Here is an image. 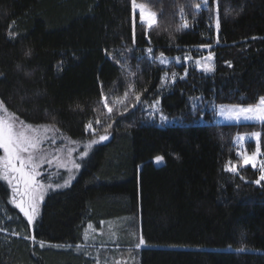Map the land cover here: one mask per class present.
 I'll return each mask as SVG.
<instances>
[{"label": "trees", "instance_id": "16d2710c", "mask_svg": "<svg viewBox=\"0 0 264 264\" xmlns=\"http://www.w3.org/2000/svg\"><path fill=\"white\" fill-rule=\"evenodd\" d=\"M207 2L208 10L202 0H137L156 23L142 26L137 11L133 42L131 0H0V100L8 111L75 140L111 136L71 186L46 196L31 225L0 179V264H94L74 249L85 227L126 216L132 231L140 223L145 242L123 244L136 264H264L260 172L226 170L239 163L238 134L260 132L264 155V122L195 125L202 110L191 104L253 105L264 97V0ZM149 40L153 57H201L200 46L211 44L215 71L185 74L186 66L150 61ZM175 70L176 83L162 90L163 74ZM138 94L190 124L149 122ZM32 235L47 245L26 238Z\"/></svg>", "mask_w": 264, "mask_h": 264}, {"label": "snow or ice", "instance_id": "6c2138e0", "mask_svg": "<svg viewBox=\"0 0 264 264\" xmlns=\"http://www.w3.org/2000/svg\"><path fill=\"white\" fill-rule=\"evenodd\" d=\"M132 9H133V42L135 41V17L137 11L139 12L140 20L142 26L146 25L147 28L151 29L153 25L156 23V13L149 10L144 4H137V0H131ZM203 7L205 10H208V2L207 0H202ZM196 9L199 10L201 8V4L195 5ZM181 14H183V9L180 10ZM183 27H187L186 22ZM216 33L217 38L216 42L219 43V29H220V21L217 16L216 19ZM179 30V29H177ZM149 47H147L144 51L147 53V58L150 61L158 60L160 64L166 65L169 63L167 57H165L164 52H160L159 56L153 57V49L150 46V40L148 41ZM200 47L202 48H211V44H203ZM30 55V53H28ZM177 63L180 62V57L174 58ZM192 57L187 56L185 60H191ZM207 61H212L213 55L209 54L206 58ZM119 63V61H117ZM195 64L201 68L204 72H214L215 66L212 63L202 64L201 60H195ZM122 70L128 72L130 70L125 69L122 66ZM187 73V69H185V74ZM168 73H164V80L167 81ZM173 83L175 82L176 76L173 74L172 76ZM101 95L103 97L104 106L108 107V99L103 96V90L101 89ZM127 97V93H125V98ZM135 101L137 104H141L144 107V110L149 114V116L155 118V115L159 113V120L161 123H168V118L163 115L162 111L159 109L158 105L160 101L158 99L154 100L151 105H147L146 102H141L140 95L135 96ZM136 105L133 104L132 107ZM0 110L3 111V115H0V150H2L3 155H0V179L7 182V186L11 188L12 200L11 203L15 205V207L19 208L20 212L23 213L24 217L27 218V222L31 225L35 222V219L39 213V205L43 199L45 192V185L41 183L37 177L41 176V164L44 163V157L40 154L41 145L47 140L48 142H52L53 138L44 136L42 137L39 132L40 128L33 127L32 125H25L23 121H20L18 117H16L13 113H9L8 109L4 105V101L0 100ZM127 110V109H125ZM215 111V109H213ZM108 112H112V108L108 107ZM218 115L220 117L225 118L228 121H259L264 122V97H260L259 102L257 104L249 105L247 107L241 106H225L220 105L218 110ZM202 120V117H201ZM99 123V121H97ZM208 123V122H205ZM44 131L47 132V126H42ZM111 127V124L108 125ZM88 128L91 129V124L88 125ZM94 131V130H93ZM107 131V129H105ZM252 137L256 139L257 146L256 150L251 155H243V164L249 165L251 164L253 168L259 166L260 168V176L255 181L256 184H260L262 180H264V160H257L258 155L260 154L259 147V137L260 133L256 132L252 134ZM109 137L107 134L101 135L99 137L100 141L107 140ZM245 139L244 136H237V142L243 141ZM93 141L92 143H95ZM92 146L89 143L86 148L90 149ZM72 149H69L68 155L71 156ZM89 155L88 151L85 150L80 153V159L83 161L85 157ZM238 155H240L238 153ZM157 162H161L163 160L162 156L155 157ZM51 163V161H48ZM61 167L67 168V165L64 163L60 164ZM81 167L80 163L72 162V168H67L68 176L64 179L63 184H57L56 187H67L70 185L71 181L75 179V175L73 174V169L79 170ZM226 170L230 172H237L236 167H227ZM51 185H49L50 187ZM91 227V225H89ZM87 238V234H85ZM27 239L32 240L34 243H39L41 247H44V241H37L34 235L26 237ZM144 240L141 237L139 243L136 247H140L144 244ZM71 247V245H67ZM54 247H64V245H54Z\"/></svg>", "mask_w": 264, "mask_h": 264}, {"label": "rangeland", "instance_id": "374dc122", "mask_svg": "<svg viewBox=\"0 0 264 264\" xmlns=\"http://www.w3.org/2000/svg\"><path fill=\"white\" fill-rule=\"evenodd\" d=\"M199 52L202 53L203 51H207L203 56L197 57L193 53H186L185 55L181 56H165L168 58L169 63L164 65L165 67H169L170 65H176L177 67L186 66L187 70L190 67H194L197 70L205 73V74H212L213 72H204L201 70L199 66L195 64V60H201L202 64L206 63H212L215 66V54L211 51V48H199ZM213 55L212 61H207L205 58L209 55ZM190 56L192 57L191 60H185V57ZM175 57H180V62L177 63L175 61ZM178 70H175L173 73H168V79L167 81L164 80V74L162 78V90L163 89H169L171 85L175 84L178 76L180 74L177 73ZM175 74L176 79L173 83L172 76ZM152 102H148L147 105H151ZM192 107L194 109L201 108V116L196 118L194 122H192L195 125H208V124H261L263 122L259 121H244L241 119V121L237 122L235 120L228 121L225 120V118L220 117L218 115L219 106L215 104L214 102H207L202 99H192L191 100ZM225 106H232V105H225ZM241 107H247L249 105H236ZM159 109L161 110V104L158 105ZM144 108V107H143ZM215 109V111L213 110ZM162 111V110H161ZM9 112V111H8ZM10 113V112H9ZM163 115L168 118V123H161L159 120V113L155 115V118L149 116V114L145 111L147 120L149 122L157 123L163 127H172V126H180V125H189L190 123L185 120L184 117H169L167 116L163 111ZM3 111L0 110V115H3ZM202 117V120H201ZM208 122V123H205ZM191 123V124H192ZM28 125V124H25ZM42 126H47L48 131L45 132ZM40 128L39 134L44 137H50L53 138L52 142H48L47 140L41 145L40 154L44 157V163L41 164V176L37 177L41 181L42 184L45 185V192L43 199L39 205V213L42 208V204L44 203V200L47 195L51 194L52 192L58 191L60 189H66L67 187L71 186V184L76 180L78 174L80 173L84 162L88 159L90 156L92 150L94 147H96L99 144L106 143L110 140V137L108 135V139L104 141H100L99 137L89 140V141H80L75 140L72 138H69L64 133H62L58 128L51 126V125H41V126H33ZM256 132H249V133H242L238 134L240 136H244L245 139L243 141L237 142V136L234 139L235 145L237 148L240 149L241 152H243V155H251L255 152L257 141L255 138L252 137V134ZM260 133V132H259ZM260 138L261 133L259 137V147L261 150L260 145ZM93 141H96L95 143H92ZM91 143L92 146L90 149L86 148V146ZM69 149H72L71 156L68 155ZM87 150L89 155L81 161L80 159V153ZM0 155H3L2 150H0ZM240 156H237L239 160V163H233L228 165V167H236L237 171L240 167H252L251 164L244 165L243 159ZM257 160H264V155L262 154V151H260V154L257 157ZM48 161H51L49 163ZM75 161L76 163H80L81 167L79 170L73 169V174L75 175V179H73L69 186L67 187H56L57 184H63L64 179L67 178L68 172L67 168H72V162ZM64 163L67 165V168L61 167L60 164ZM154 163L157 166H161L163 164V160L161 162H157L156 159L154 160ZM255 170H258L260 172L259 166L256 168H253ZM6 182V181H5ZM7 183V182H6ZM260 184H264V180L260 182ZM259 184V185H260ZM49 185H51L49 187ZM37 215V216H38ZM140 223L137 225L136 231H132V227L130 226V217H122V218H116L111 219L107 221L101 222L99 227H96L94 224L90 223L88 224L84 229V236H83V242L79 245H77L74 249L76 251L82 252L86 257L93 260L94 264H136L137 263V255L132 252V250H128L130 248L124 247L123 244H133L134 239L136 238L138 241L140 240L141 234H140ZM91 225V227H89ZM85 234H87V238L85 237ZM47 245V244H44ZM144 246V244L142 245ZM65 248L69 249L70 247L65 246ZM71 249V248H70Z\"/></svg>", "mask_w": 264, "mask_h": 264}, {"label": "built area", "instance_id": "2783aa9c", "mask_svg": "<svg viewBox=\"0 0 264 264\" xmlns=\"http://www.w3.org/2000/svg\"><path fill=\"white\" fill-rule=\"evenodd\" d=\"M236 153H237V156H240V155H241V151H240L239 149H237ZM238 153H239L240 155H238Z\"/></svg>", "mask_w": 264, "mask_h": 264}]
</instances>
